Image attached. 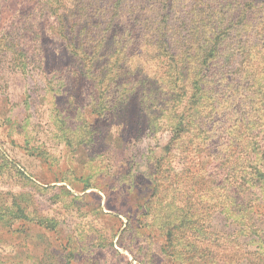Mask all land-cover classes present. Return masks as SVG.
<instances>
[{
    "label": "trees",
    "instance_id": "16d2710c",
    "mask_svg": "<svg viewBox=\"0 0 264 264\" xmlns=\"http://www.w3.org/2000/svg\"><path fill=\"white\" fill-rule=\"evenodd\" d=\"M30 1L23 25L34 34L32 40L43 33L76 59L75 76L93 84L90 112L98 117L108 112V121L120 122L125 144L156 135L149 130L156 121L151 106L164 112L167 139L156 145L159 155L149 150L152 161L146 156L153 193L142 212L153 214L152 225L166 238L164 250L178 252L180 227L181 234L195 235L191 224L178 222V213L166 209L183 207L163 202L171 190L183 188L185 202H192L196 185L206 192L223 186L235 201L238 192L254 187L261 195L247 202L248 214L264 215V0ZM108 41L106 63L97 67ZM40 51L32 54L43 66ZM199 147L210 151V160H201ZM204 201L208 212L209 200ZM247 221L242 230L259 240V228ZM196 232L203 235L202 246L187 240L191 258L264 261V251L243 249L237 238L229 247L227 234L207 227Z\"/></svg>",
    "mask_w": 264,
    "mask_h": 264
},
{
    "label": "rangeland",
    "instance_id": "374dc122",
    "mask_svg": "<svg viewBox=\"0 0 264 264\" xmlns=\"http://www.w3.org/2000/svg\"><path fill=\"white\" fill-rule=\"evenodd\" d=\"M0 6V264H235L186 255L187 240L202 246L196 230L205 227L227 234L229 247L237 238L243 249L264 251V215L251 218L247 206L261 194L250 187L233 201L223 186L206 192L198 185L192 202H185L183 188L164 198L183 205L180 211L166 209L195 232L183 235L180 227L178 252L164 250L166 238L152 225L153 214L142 216L153 193L146 156L152 161L149 150L159 155L156 145L167 139L162 109L151 106L156 121L148 127L156 135L126 143L123 152L125 127L108 121V112H90L93 84L75 76L76 59L58 40L43 33L32 40L25 29L32 1L0 0ZM111 46L105 43L97 67L105 65ZM35 48L43 66L32 54ZM209 153L198 149L204 162ZM249 219L260 230L257 241L242 230Z\"/></svg>",
    "mask_w": 264,
    "mask_h": 264
}]
</instances>
